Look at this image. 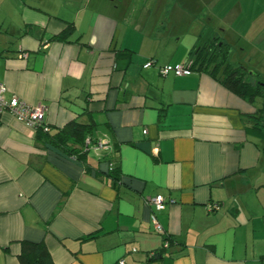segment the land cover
<instances>
[{
    "label": "crops",
    "instance_id": "0c3cea01",
    "mask_svg": "<svg viewBox=\"0 0 264 264\" xmlns=\"http://www.w3.org/2000/svg\"><path fill=\"white\" fill-rule=\"evenodd\" d=\"M214 38L264 80V0H0L5 98L43 105L51 134L93 122L84 140L106 147L83 163L0 117V264L22 241L54 264H264V139L248 133L264 99L220 73L158 74ZM157 195L174 201L165 236Z\"/></svg>",
    "mask_w": 264,
    "mask_h": 264
},
{
    "label": "trees",
    "instance_id": "16d2710c",
    "mask_svg": "<svg viewBox=\"0 0 264 264\" xmlns=\"http://www.w3.org/2000/svg\"><path fill=\"white\" fill-rule=\"evenodd\" d=\"M72 30V24H68L64 31L52 37L51 40L65 41ZM231 51V47L224 43L222 39H208L192 51L191 60L185 65L191 72H206L216 79H218L217 74L220 73L219 80L221 84L249 103H253L258 97L264 99V80L255 72L251 74L248 72L249 70L247 71L240 65L231 63L229 61ZM258 114V117L254 116L256 122L248 130V133L264 139V104ZM94 129L95 124L93 122L85 125L70 121L53 134L50 133V130L47 133L38 130L36 133L39 140L44 137L52 145L84 163L87 155L86 152L82 151L84 138ZM109 172L112 173V170ZM164 241L170 242L168 238ZM17 258L19 264H54L43 242L22 241Z\"/></svg>",
    "mask_w": 264,
    "mask_h": 264
},
{
    "label": "built area",
    "instance_id": "2783aa9c",
    "mask_svg": "<svg viewBox=\"0 0 264 264\" xmlns=\"http://www.w3.org/2000/svg\"><path fill=\"white\" fill-rule=\"evenodd\" d=\"M155 65L154 60H148L145 63V67L151 68ZM191 71L187 68L185 64L182 65H164L158 68V74L161 77H168L170 75L174 77L187 76ZM6 88L3 84H0V117L4 113H8L13 116L18 122L24 124L27 127L32 128L36 132L42 130L43 132H49V126L44 122V116L46 113V108L43 105L30 106L17 97L13 96L10 99L5 98ZM106 150L105 145L102 141H92L90 138L84 140V146L82 148L83 152H95ZM174 201L169 199L166 200L163 196L157 195L155 197L149 198L146 201V205L150 208V222L154 231L160 235L165 236V232L158 223L157 214L163 212L168 204H172ZM168 241H164L163 248H168ZM132 252H136L135 249ZM152 256V254H151ZM118 264H125L121 260Z\"/></svg>",
    "mask_w": 264,
    "mask_h": 264
},
{
    "label": "water",
    "instance_id": "95a60500",
    "mask_svg": "<svg viewBox=\"0 0 264 264\" xmlns=\"http://www.w3.org/2000/svg\"><path fill=\"white\" fill-rule=\"evenodd\" d=\"M247 71H248V70H247ZM248 72L252 74V71L249 70Z\"/></svg>",
    "mask_w": 264,
    "mask_h": 264
},
{
    "label": "rangeland",
    "instance_id": "374dc122",
    "mask_svg": "<svg viewBox=\"0 0 264 264\" xmlns=\"http://www.w3.org/2000/svg\"><path fill=\"white\" fill-rule=\"evenodd\" d=\"M76 9V8H75ZM231 63H232V61L231 60H229ZM234 63V62H233Z\"/></svg>",
    "mask_w": 264,
    "mask_h": 264
}]
</instances>
